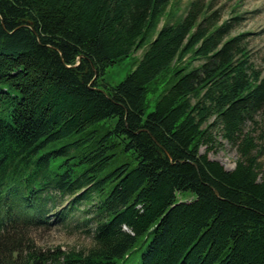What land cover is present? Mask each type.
<instances>
[{"label": "trees", "instance_id": "trees-1", "mask_svg": "<svg viewBox=\"0 0 264 264\" xmlns=\"http://www.w3.org/2000/svg\"><path fill=\"white\" fill-rule=\"evenodd\" d=\"M179 4L0 0V264H133L138 251L136 264H264L247 130L264 121V67L235 8ZM141 49L124 81H105ZM219 138L238 146L232 171L201 152ZM59 223L89 228L92 245L37 246L34 231Z\"/></svg>", "mask_w": 264, "mask_h": 264}, {"label": "rangeland", "instance_id": "rangeland-1", "mask_svg": "<svg viewBox=\"0 0 264 264\" xmlns=\"http://www.w3.org/2000/svg\"><path fill=\"white\" fill-rule=\"evenodd\" d=\"M191 1L192 0H180L179 7L182 9V12L186 10ZM215 4L216 8L224 7V18H230L236 13L242 15L243 19L241 25L234 33H249L246 41L252 52L253 59L258 67H264V0H215ZM234 8L236 9L235 14L232 13V9ZM165 22L166 19H163L158 27V31ZM156 34L157 33H155L154 36H156ZM144 50L145 49H141L136 54L130 55L121 63L110 67L104 78L105 81L111 85L124 81L136 68V64L142 58ZM161 88L162 87L159 88V91H161ZM157 93L156 95L151 94L149 96L148 112L152 111L155 107ZM256 121L257 122L254 124H249L247 130L251 131L256 139V151H262L260 162L264 167V121L260 115L257 116ZM218 141L222 143L221 147L211 150L210 152H207V148L203 147L201 152L203 154L207 153L211 160L219 162L226 170H234L237 160L239 159L238 146L222 138H219ZM184 198L186 200H192L195 198V195L191 192H187ZM58 209L60 208L56 210ZM32 237L35 239L37 246L45 250L60 247L61 250L67 251L71 249H85L92 245L89 228L82 227L77 223H59L53 225L50 229L42 228L38 231H34ZM140 254L141 251L134 254L132 258L134 260L133 264L139 262Z\"/></svg>", "mask_w": 264, "mask_h": 264}]
</instances>
